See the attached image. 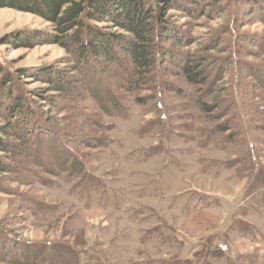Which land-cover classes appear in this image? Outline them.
I'll use <instances>...</instances> for the list:
<instances>
[{"label": "rangeland", "instance_id": "374dc122", "mask_svg": "<svg viewBox=\"0 0 264 264\" xmlns=\"http://www.w3.org/2000/svg\"><path fill=\"white\" fill-rule=\"evenodd\" d=\"M172 1L177 8L154 17L163 15L180 41L160 36L168 48L159 56L182 65L208 54L212 68L243 61L253 69L234 88L241 138L216 131L230 114L201 112L202 87L187 84L175 65L131 87L123 75L129 63L107 64L96 77L69 78L79 95L55 107L31 94L45 84L14 75L3 102L9 94L26 100L15 117L0 111V126L6 117L31 122L33 153L28 164L22 154L11 161L0 153L13 167L0 175V264H264V129L253 128L264 126V111L249 114L239 96L264 110L256 77L264 74V0H220L221 8L190 13L181 4L194 0ZM98 25L127 34L108 21ZM51 28L38 15L0 7V59L29 72L66 61L43 33ZM60 66L65 81L75 75Z\"/></svg>", "mask_w": 264, "mask_h": 264}, {"label": "trees", "instance_id": "16d2710c", "mask_svg": "<svg viewBox=\"0 0 264 264\" xmlns=\"http://www.w3.org/2000/svg\"><path fill=\"white\" fill-rule=\"evenodd\" d=\"M213 1L204 4L200 0H194L191 8H187L185 4H181V7L186 13L192 12L194 6L205 11L207 5L212 3H215L214 7L218 5L221 8L220 0ZM0 7H12L27 11L51 23L52 31L43 33L46 37H50L51 43L60 45L68 54L64 62L53 63L47 68H37L31 72L27 69L10 70L0 59V111L3 112L5 109L11 113L12 117H15L17 111L25 103L24 96H11V94H9L7 104L3 102L2 92L13 85L14 75L19 78L36 77L38 81L45 84L46 86L41 91L32 90L31 94H39L44 104L48 107H55L58 103L63 102L65 96L76 98L79 95V90L75 93L74 90H71L73 82L69 81V78H74L77 75H82L85 78L87 76L96 77L97 72L103 71L107 64L118 62L123 67L125 62L129 65L124 66L123 75L126 80L128 79L131 87H137L140 84L146 85V81L152 79L151 76L160 75V71L167 69L164 66V63H167L168 66L175 65L177 67L187 84L202 87L199 88L201 96L197 100L201 112L211 119H217L219 114L223 115L222 117L230 114L225 123L217 124L216 131L225 133L228 141L241 138L243 134L242 120L235 112L234 88L237 89L245 84L247 76L245 71H251L252 68H249L248 63L243 61L236 65L222 62L223 64L219 63L212 68L210 65L214 63V59L208 54L206 56L190 55L184 59L182 65L166 59V56H159V52L167 47L165 41L157 42L160 36L166 35L168 39L180 41L173 36L172 30L168 26V20L163 15L154 17L157 12L165 13L173 7L177 8L172 0H154V2L147 0H0ZM202 15H206L205 12ZM104 21L112 23L114 27L127 34L109 32L103 26L98 25ZM124 56H127V61H121ZM63 63L66 67L70 66V70L75 73L74 76L68 74V82L64 80L63 72L66 68H60ZM213 71H217L215 75H213ZM226 75L229 77L228 80L218 85L219 80ZM256 77L264 86V74H258ZM169 87L166 89H171ZM89 91L91 92V90ZM177 93H180L179 89H177ZM239 96L246 100L245 108L249 114L254 115L264 111L252 104V97L249 94L244 93ZM258 109L261 110L258 111ZM6 119L5 124L0 126V153L8 156L11 161H16V156L22 154L25 159L22 160L27 164L30 163L33 150L29 144L30 137L34 135L31 122L21 124L20 120L16 123L13 122V119L7 117ZM253 128L263 131L264 126L260 128L254 125ZM47 130L45 131L46 135H49ZM98 142L100 141L95 139L92 147ZM75 156L80 158L77 155L72 158ZM67 157L68 155H64L65 159ZM41 163L39 167L46 166L44 161ZM16 164L21 169L24 168L22 161L21 164L18 162ZM72 165L74 166V164ZM75 167L77 168L76 165ZM61 168L64 167L62 165L57 167V169ZM10 170H13L12 165L0 161V175H7Z\"/></svg>", "mask_w": 264, "mask_h": 264}]
</instances>
